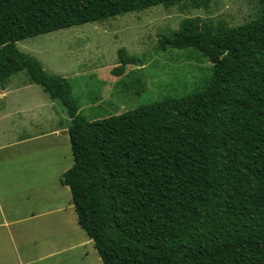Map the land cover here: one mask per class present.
I'll use <instances>...</instances> for the list:
<instances>
[{
    "label": "trees",
    "instance_id": "16d2710c",
    "mask_svg": "<svg viewBox=\"0 0 264 264\" xmlns=\"http://www.w3.org/2000/svg\"><path fill=\"white\" fill-rule=\"evenodd\" d=\"M183 0H0V88L23 71L70 120L68 187L103 264H264V0L260 15L214 30L186 22L159 50L196 49L202 90L85 119L65 78L16 43ZM199 9L209 0H188ZM114 78L143 57L117 51ZM140 91H138V94Z\"/></svg>",
    "mask_w": 264,
    "mask_h": 264
},
{
    "label": "rangeland",
    "instance_id": "374dc122",
    "mask_svg": "<svg viewBox=\"0 0 264 264\" xmlns=\"http://www.w3.org/2000/svg\"><path fill=\"white\" fill-rule=\"evenodd\" d=\"M259 15L258 0H209L199 9L183 0L39 35L17 42L16 47L37 59L50 74L68 80L80 114L94 120L202 90L211 82L213 65L198 50L171 49L169 45L159 50L160 41L171 38L186 22L221 30ZM120 48L131 56L143 57L144 62L141 67L128 66L123 76L114 78L110 71L117 66ZM7 86L5 101L0 98V146L7 147L0 157L14 159L7 161L9 167L30 175L31 179L24 181L36 185L32 190L36 196L53 191L56 201L59 198L55 204L63 205L64 212L55 214L53 224L48 223L46 229L56 249L67 246L71 250V255H63L61 264H103L77 223L70 192L64 194L59 184V176L72 165L67 133L70 121L65 108L32 84L25 71L11 77ZM5 112L10 116L3 121ZM33 136L43 137L9 147L14 143L12 137L20 140ZM40 235L37 232L38 243L46 240V235Z\"/></svg>",
    "mask_w": 264,
    "mask_h": 264
},
{
    "label": "crops",
    "instance_id": "0c3cea01",
    "mask_svg": "<svg viewBox=\"0 0 264 264\" xmlns=\"http://www.w3.org/2000/svg\"><path fill=\"white\" fill-rule=\"evenodd\" d=\"M7 89V85L0 88V98L3 102L8 94ZM9 116L10 114L5 112L2 116L3 121ZM41 137L43 136L22 137L20 140H17L18 137H12L14 143L9 144V147L25 145ZM6 147V145L0 146V152ZM13 160L0 157V264H61L63 255L66 253L71 255L69 254L71 250L67 246L56 249L54 240L49 241L46 229L48 223L53 224L55 214L64 212V207L59 203L55 204L59 198L56 201L54 192L49 193L48 187L46 188L48 194L45 192L46 195L36 196L35 191H32L36 185L24 181L31 179L30 175L16 172L13 165L9 167L7 161ZM44 182L48 184V180ZM61 187L64 194L69 191L68 187L62 185ZM42 189H44L43 185ZM37 232H41L40 236L44 238L46 235V240L41 239L38 243Z\"/></svg>",
    "mask_w": 264,
    "mask_h": 264
}]
</instances>
